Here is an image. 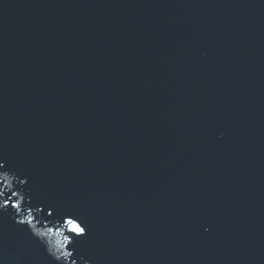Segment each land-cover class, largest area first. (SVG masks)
<instances>
[{"label":"water","instance_id":"obj_1","mask_svg":"<svg viewBox=\"0 0 264 264\" xmlns=\"http://www.w3.org/2000/svg\"><path fill=\"white\" fill-rule=\"evenodd\" d=\"M0 157V264H264V0H0Z\"/></svg>","mask_w":264,"mask_h":264},{"label":"snow or ice","instance_id":"obj_2","mask_svg":"<svg viewBox=\"0 0 264 264\" xmlns=\"http://www.w3.org/2000/svg\"><path fill=\"white\" fill-rule=\"evenodd\" d=\"M12 173L16 175L10 168L7 167V161L0 157V178L6 176L7 174ZM28 179H19V183L23 185L28 184ZM6 195L3 191H0V212L6 209L7 206H11L12 209L15 210L16 213H19L22 211L25 198L29 201L28 204V215L24 218L15 217L17 220V223L20 225H33L35 217L33 216L32 209L35 208L37 211L43 212L44 208L41 206L33 205L32 203V197L29 195L27 188H22V191H10V195L7 196V198H4ZM15 198V199H13ZM52 214V210H49V215ZM59 219H62L64 223L68 226V229L71 233H74V237H68L65 236L63 242L57 241L58 245L63 248L66 244L68 245H76L78 240L85 237L87 235L88 229L87 226L83 223V221L74 213H63ZM31 232L33 230L30 228ZM52 229H49V232H51ZM45 235L47 233H44ZM34 235L40 236L41 234L38 232H35ZM70 242V243H69ZM73 251H65L61 253L60 255H57L55 253H52L50 250H48L53 258L57 261L60 260L61 256L63 257H73L74 252L76 251L75 247L72 248ZM73 260V264H76V260Z\"/></svg>","mask_w":264,"mask_h":264},{"label":"clouds","instance_id":"obj_3","mask_svg":"<svg viewBox=\"0 0 264 264\" xmlns=\"http://www.w3.org/2000/svg\"><path fill=\"white\" fill-rule=\"evenodd\" d=\"M87 264H91V262H87Z\"/></svg>","mask_w":264,"mask_h":264}]
</instances>
